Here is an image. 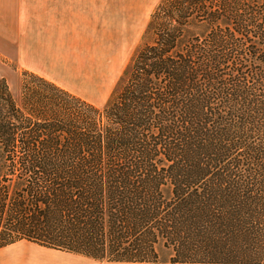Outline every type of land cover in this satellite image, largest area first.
<instances>
[{"label":"trees","instance_id":"1","mask_svg":"<svg viewBox=\"0 0 264 264\" xmlns=\"http://www.w3.org/2000/svg\"><path fill=\"white\" fill-rule=\"evenodd\" d=\"M94 104L0 78V250L264 264V0H159Z\"/></svg>","mask_w":264,"mask_h":264},{"label":"rangeland","instance_id":"2","mask_svg":"<svg viewBox=\"0 0 264 264\" xmlns=\"http://www.w3.org/2000/svg\"><path fill=\"white\" fill-rule=\"evenodd\" d=\"M37 2L33 0L31 10L18 11L13 9V0L0 1V38L5 40L4 57L0 55V78L6 80L15 94L20 72L24 70L13 59L8 60L6 40L13 31L9 22H74L59 38L61 43L56 49L46 50L48 61L56 59L61 65H46L45 75L68 91L102 105L132 54L143 43L144 27L159 0H110L108 6L113 8L80 11L41 10ZM21 33L16 34L17 54L26 43ZM42 38L51 46L53 36L43 30ZM13 51L12 47L11 55Z\"/></svg>","mask_w":264,"mask_h":264},{"label":"crops","instance_id":"3","mask_svg":"<svg viewBox=\"0 0 264 264\" xmlns=\"http://www.w3.org/2000/svg\"><path fill=\"white\" fill-rule=\"evenodd\" d=\"M1 1V0H0ZM39 9L48 11H80L95 9H110V0H37ZM101 6H96V5ZM13 9L31 10L33 0H13ZM13 26L12 33L6 40V47L9 52L8 60H14L24 69L49 79L43 69L46 65H61L56 59L48 61L46 50L53 49L61 43L59 38L63 37L68 28L74 26V22H9ZM24 26V28L22 27ZM24 31H23V30ZM43 30L51 36L53 41L51 46L42 38ZM23 32V40L26 42L20 53L17 54V38ZM5 40L0 38V55L3 56ZM13 47V54L11 55ZM18 51V50H17ZM4 57V56H3ZM59 85V84H58ZM61 86V85H60ZM0 264H89L97 262L79 255L69 254L57 250L47 249L30 242H17L0 250ZM107 263V262H106ZM123 264V263H108ZM127 264V263H126Z\"/></svg>","mask_w":264,"mask_h":264}]
</instances>
